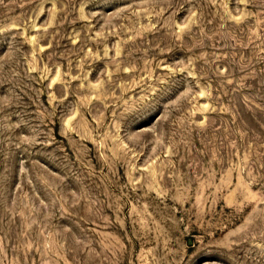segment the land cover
<instances>
[{"label":"rangeland","instance_id":"1","mask_svg":"<svg viewBox=\"0 0 264 264\" xmlns=\"http://www.w3.org/2000/svg\"><path fill=\"white\" fill-rule=\"evenodd\" d=\"M0 264H264V0H0Z\"/></svg>","mask_w":264,"mask_h":264}]
</instances>
